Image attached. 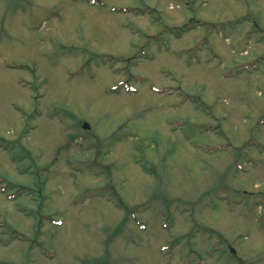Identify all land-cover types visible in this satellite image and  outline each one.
I'll return each instance as SVG.
<instances>
[{"label": "rangeland", "instance_id": "rangeland-1", "mask_svg": "<svg viewBox=\"0 0 264 264\" xmlns=\"http://www.w3.org/2000/svg\"><path fill=\"white\" fill-rule=\"evenodd\" d=\"M0 264H264V0H0Z\"/></svg>", "mask_w": 264, "mask_h": 264}, {"label": "water", "instance_id": "water-1", "mask_svg": "<svg viewBox=\"0 0 264 264\" xmlns=\"http://www.w3.org/2000/svg\"><path fill=\"white\" fill-rule=\"evenodd\" d=\"M83 128L86 129V128H88V126L87 125H84Z\"/></svg>", "mask_w": 264, "mask_h": 264}, {"label": "bare ground", "instance_id": "bare-ground-1", "mask_svg": "<svg viewBox=\"0 0 264 264\" xmlns=\"http://www.w3.org/2000/svg\"><path fill=\"white\" fill-rule=\"evenodd\" d=\"M54 259H55V258H54ZM54 259H53V260H54Z\"/></svg>", "mask_w": 264, "mask_h": 264}]
</instances>
